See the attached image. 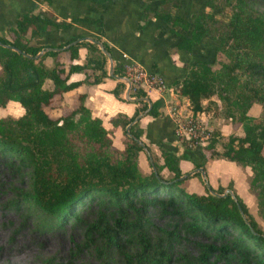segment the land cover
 <instances>
[{"label":"trees","instance_id":"trees-1","mask_svg":"<svg viewBox=\"0 0 264 264\" xmlns=\"http://www.w3.org/2000/svg\"><path fill=\"white\" fill-rule=\"evenodd\" d=\"M158 1V7L143 11L169 24V30L179 38L178 48L189 51L203 35H208L217 40L215 52L221 51L227 58L217 69L206 60H189L184 75L175 79L172 86L178 94L188 98L193 112L202 109V97L220 99L226 114L240 122L243 135H228L221 140L222 150L218 152L213 144L215 132H212L205 151L209 158L223 156L250 167L249 188L256 197L258 212L264 214V12L252 9L247 0H224L231 4V14L226 21L204 11L190 22L171 11L179 0ZM40 2L48 5L51 0ZM206 5L213 6V1H206ZM78 20L72 18L58 23L38 10H23L17 14L14 24L6 27V36L0 34V42L34 54L49 44H32L29 40L41 36L50 26L70 28L72 22ZM76 37L55 46L65 45ZM102 44L110 51L104 41ZM80 45H85L89 52L85 62L81 65L68 62L76 56ZM46 56L53 57L51 66L43 63ZM105 61V55L88 41L46 51L36 59L0 45V106L14 100L23 108V113L16 117L0 116V156L15 160L18 167H29L31 182L29 188L21 192L23 201L37 208L49 224L68 218L78 220L77 208L86 204L96 203L102 210H109L110 213L102 212L86 224V240L98 239L106 250L115 248L131 262L125 247L135 239L138 245L133 253L135 264H161L169 259L161 240L152 243L146 234L148 221L144 219L142 207L147 205L157 206L163 216H173L179 221L188 219L181 226L191 233L199 231L209 235L212 232L220 239L230 235L233 241L229 247L222 241L217 246V257L221 255L225 260L222 264H229L226 257L229 249L241 254L244 260L248 254L264 256V230L257 226L237 195L234 201L229 194L217 196L207 189L200 194L187 191L182 186L184 178H179L177 157L165 149L160 152L161 164L151 156L154 171L151 167L147 173L139 171L137 154L142 150L136 141L139 132L135 123L129 126L128 134L124 127L146 108L144 101H135L138 107L131 116L118 114L110 119L113 125L122 128V149L112 145L100 120L90 115L83 105V94L79 93L70 105L60 104L62 92L80 83L67 81L71 71L86 69L84 79L97 82L106 76ZM113 72L119 73L115 67ZM46 78L52 82L50 89L42 86ZM122 85L118 81L111 89L115 96L119 95ZM131 95L144 93L135 91ZM252 102L262 108L258 121L246 114ZM157 106L158 101L153 100L145 114L158 116ZM55 107L60 110L59 114H50L48 109ZM73 138H79L85 145L76 146ZM163 167L170 176L162 175ZM214 190L220 193L223 188ZM165 233L172 237V231ZM198 246L200 251L190 264H208L205 256L215 247L203 243ZM261 263L264 264V259ZM102 264H107V260Z\"/></svg>","mask_w":264,"mask_h":264},{"label":"crops","instance_id":"crops-1","mask_svg":"<svg viewBox=\"0 0 264 264\" xmlns=\"http://www.w3.org/2000/svg\"><path fill=\"white\" fill-rule=\"evenodd\" d=\"M151 1L146 0H105L95 2L92 0H51L50 4L41 3L40 0H0V34L6 36V27L13 25L17 14L23 10L36 11L44 9V16L52 17L54 22H69L72 18H78L72 22L69 28H56L50 26L44 31V43L55 46L57 43L67 40L73 36L90 35L100 37L108 46L113 69L117 68L122 74L120 65L125 59L135 61L143 65L146 69L162 75L169 89L164 91L151 90L145 94L151 102L158 101V116L149 114L141 115L134 123V127L139 132V139L144 143L150 157L154 156L158 164L162 163L160 152L162 149L170 151L177 157V165L181 175L190 173L183 177V186L189 192L204 193L205 186L198 171H193L196 167L204 170L206 180L211 188H228L237 195L244 203L248 213L254 218L255 214H260L257 209L256 197L249 188V179L252 171L248 165H241L234 160L223 156L208 157L205 147L198 144L187 147L174 134L172 129V119L167 110V103H176L177 106L190 107L186 96L178 94L172 86L175 79L181 78L185 73V65L191 59H201L210 62L214 55L216 39L208 35H203L200 40L193 44L189 51L176 46L179 38L169 30V24L161 21L157 17L143 11L144 8L152 10L156 8ZM43 15V13L40 12ZM101 27V31H99ZM76 37V38H77ZM75 39V38H74ZM56 41L55 44L51 43ZM85 41V40H82ZM80 42V41H79ZM85 45L77 47L76 56L68 60L73 64L81 65L88 55ZM124 55V56H123ZM46 66L53 63L52 56L44 59ZM107 58L105 61L106 76H102L97 82H89L84 79L86 69L71 71L67 81H80V83L62 92V105H70L76 100L77 95L83 94V105L89 110L92 117H97L102 126L108 131L112 145L117 149L123 147V132L119 125L110 122L112 117L118 114L129 117L133 114L138 103L128 101L123 98L125 85L120 87L119 95L115 96L111 89L118 80L107 74ZM98 72V70H96ZM43 87L50 89L52 82L44 79ZM210 98L202 97L200 104L202 109L195 114L215 132L214 148L221 151V140H225L228 135H243V129L238 121L237 126L231 123V117L214 113L219 111V106L212 108L206 100ZM218 105V99H213ZM18 102L8 100L0 109ZM19 105V114L23 113V108ZM211 108V109H210ZM50 114L58 115L60 110L48 109ZM261 105L252 102L246 114L258 117L261 113ZM17 115V116H18ZM4 116V115H3ZM138 168L147 172L150 168L148 156L142 149L137 154ZM167 171L166 168H162ZM193 171V172H192ZM168 172V171H167ZM170 175L171 173L168 172ZM169 176V175H166ZM256 221V220H255ZM257 222V221H256Z\"/></svg>","mask_w":264,"mask_h":264},{"label":"rangeland","instance_id":"rangeland-1","mask_svg":"<svg viewBox=\"0 0 264 264\" xmlns=\"http://www.w3.org/2000/svg\"><path fill=\"white\" fill-rule=\"evenodd\" d=\"M146 1H151L150 3L156 7L159 5L158 0ZM206 1L208 0H179L178 5L171 8V11L188 18L190 22L204 11L210 12L220 21H226L229 18L230 3L227 4L224 0H212L213 6H208ZM247 3L252 9L264 12V0H247ZM39 10L44 14L43 8ZM51 17L54 16L51 15ZM29 43H44V32L41 36L29 40ZM51 43L55 44L56 41ZM222 61H227V58L221 51L215 52L214 50V55L209 62L211 67L217 69ZM207 101L212 108L216 109L219 106V111L216 110L214 113L223 114L224 118L228 116L220 99H218V105L212 99H207ZM19 111L18 103H11L0 109V116L16 117ZM260 115L255 118V121L259 120ZM231 123L237 126L238 121L232 118ZM72 140L80 148L85 145L79 138ZM139 171L148 172H143L141 169ZM161 173L170 176L165 169H161ZM30 182L29 167H18L15 160L0 156V264H102L103 260H107V264H135L136 259L133 253L138 250L135 239H133V244L125 247V252L130 255L131 262H128L115 248L106 250L98 239L91 242L86 240L84 233L86 224L94 221L102 212L110 213L109 210H102L96 203L86 204L77 208L78 220L68 218L49 224L37 208L22 199L21 192L29 188ZM184 185L186 186L187 182L182 183V186ZM142 208L144 219L148 221L146 234L152 243L158 239L161 240L160 244L164 246L163 249L169 255V259L161 264L195 262V257L200 251L198 243L215 247L205 256L208 264L225 263L221 255L217 257V246L222 241L229 247L233 241L230 235H225L220 239L212 232L209 235L201 234L199 231L191 233L181 226V223L188 219L179 221L173 216H163L155 205ZM129 218L132 219L131 215ZM254 218L257 226L264 230V214H255ZM165 231H172V237L169 238ZM227 252L226 257L229 258L227 261L229 264H262L261 261L264 259V256L257 257L248 254L245 255L246 260H244L241 254L231 249Z\"/></svg>","mask_w":264,"mask_h":264},{"label":"built area","instance_id":"built-area-1","mask_svg":"<svg viewBox=\"0 0 264 264\" xmlns=\"http://www.w3.org/2000/svg\"><path fill=\"white\" fill-rule=\"evenodd\" d=\"M124 56V55H123ZM122 74L130 82V93L141 91L145 94L151 90L169 89L165 79L157 72L146 69L143 65L124 58L120 65ZM167 110L172 119L175 136L187 147L200 145L205 147L212 138V129L200 119L190 107L167 103Z\"/></svg>","mask_w":264,"mask_h":264},{"label":"water","instance_id":"water-1","mask_svg":"<svg viewBox=\"0 0 264 264\" xmlns=\"http://www.w3.org/2000/svg\"><path fill=\"white\" fill-rule=\"evenodd\" d=\"M82 40H85V41H88V42L95 44L97 46V48L105 55V57L107 58V62H108L107 74L110 77H113L114 79H116L118 81H121L125 85L124 91H123V98L124 99H126L128 101H144L146 103V108L143 111L138 112L137 115L130 122H128L126 124V126L124 127L126 133L128 134L129 126L132 125L141 115H144L146 113V111L151 107V100L146 95H139V96L131 95V93H130V82H129L128 78L123 74H116L113 72L111 53H110V51H108L104 48L102 42L99 39H96L95 37L90 36V35H84V36L77 37V38L69 41L68 43H66L65 45H62V46H53V45L44 46V47L40 48L34 54H29V53H26L24 51H21L17 47H15L11 44H6V43L0 42V45L8 46L11 49L15 50L16 52H20L22 55H24L26 57L36 59L39 56H41L42 54H44L46 51L64 49V48L68 47L69 45H72V44L77 43V42L82 41ZM136 141L139 143L141 148L145 151L146 155L148 156L150 167L154 171L155 169H154V166L152 164V159L150 157V153L148 152L146 146L144 145V143L140 139L136 138ZM193 171H198L200 173L201 179L203 180V183H204V186L210 194L217 195V196H224L226 194H229V196L234 201H236L235 194L233 193L232 190L225 188L224 190H222V192L217 193L213 188H211L210 185L208 184L207 180H206L204 170L201 167H196L193 169ZM188 174H190V173H188ZM188 174L184 173V174L180 175L179 178H183ZM263 193H264V188H263ZM239 213L241 214L242 218L246 221V218H245V216L242 213L240 208H239Z\"/></svg>","mask_w":264,"mask_h":264}]
</instances>
